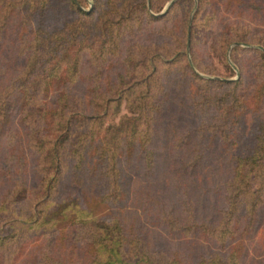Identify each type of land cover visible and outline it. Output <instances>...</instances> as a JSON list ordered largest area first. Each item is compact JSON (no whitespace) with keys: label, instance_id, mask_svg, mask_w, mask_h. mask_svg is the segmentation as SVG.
<instances>
[{"label":"trees","instance_id":"trees-1","mask_svg":"<svg viewBox=\"0 0 264 264\" xmlns=\"http://www.w3.org/2000/svg\"><path fill=\"white\" fill-rule=\"evenodd\" d=\"M88 5L0 0V55L8 38L21 58L0 62V264H252L246 240L264 207L261 97L231 168L218 179L199 174L214 145L200 116L213 103L240 113L241 77L191 68L186 13L179 33L165 27L171 6L155 14L146 0ZM161 6L150 0L153 11ZM194 175L196 189L187 185ZM65 180L79 195L57 196ZM98 205L106 213L95 215ZM140 208L165 233L152 247ZM172 237L183 249L167 247Z\"/></svg>","mask_w":264,"mask_h":264},{"label":"rangeland","instance_id":"rangeland-1","mask_svg":"<svg viewBox=\"0 0 264 264\" xmlns=\"http://www.w3.org/2000/svg\"><path fill=\"white\" fill-rule=\"evenodd\" d=\"M87 1L89 5L86 8H89L92 5V0ZM146 1L150 11L155 14H162L170 6L173 7L171 17L166 20L165 27H170L172 24V29H178L179 33L183 25V19L185 21V18H183L185 13L190 16L187 22L189 43L186 48V54L191 68L196 73L213 79L229 80L238 79L239 77L242 79L237 85L238 92L242 94V105L238 109L240 113L233 112L228 115L226 111L228 107L213 103L211 106H214V110L207 113L202 112L200 116L201 122L210 123L207 128L209 135H214V145L213 148H210L208 154L209 161L204 163L198 172L201 175L214 174L215 179L223 177L222 175L226 174V169L231 168L228 157L230 158L232 153L229 152L236 148L238 142L242 144V141L246 138L247 124H249L248 121L250 119L249 111L252 107H255V100L258 96L261 97L260 112L261 117L264 119V56L261 53L264 49V0H154L155 5L159 6L162 3V6L157 11L151 9L150 0ZM5 40V49L1 52L0 62L7 61L12 67L19 63L21 58L16 54L13 42L10 43L8 38ZM93 45L96 49L97 43H93ZM132 48L135 51H141V46L139 45H134ZM167 49H170L169 46ZM88 55L89 53H86V56ZM105 55L107 57L110 56L109 53H105ZM89 62V60L84 61L82 66L83 73L92 70V67L88 65ZM111 71H113L111 68H103L104 73H113ZM260 82L262 85H260ZM258 86H262L259 93ZM216 90L218 96H221L226 88L218 86ZM126 111V107L122 105L119 115ZM224 123L231 124L225 125ZM17 125L22 128V125L18 123ZM234 141L237 143H234ZM195 178V175L192 177L188 176L187 185L192 189L198 188L196 183L200 182H197ZM64 183L63 186L62 184L59 185L57 196L66 193L79 195L74 186H71L66 180ZM213 183L216 189L217 182L214 180ZM134 184L135 181L133 182ZM166 188L169 201L175 200L174 187L169 185ZM27 193L28 188L24 190V194L14 203L16 210L25 205L23 200ZM216 203L221 205L220 201H216ZM107 207L95 206V215L106 213ZM131 208L134 209L133 207ZM141 211L140 208L138 210L139 214L141 213L140 222L143 227L147 226L149 229V245H155V242L165 236V233L159 226L155 223L153 224L152 220H149L148 217L151 214L148 213L146 218L145 212L142 213ZM137 214L136 211L131 213V215ZM38 230L40 229L38 228ZM44 230L45 235L48 237H51L53 232L55 233V227H45ZM190 230L191 228L187 229V232ZM247 239L248 256H250L249 258L253 255L255 256L252 264H264V262H256V259L264 260V256L263 258L261 256L256 257V254H260V252L264 253V246L261 245L264 240V207L260 209L256 223L253 225ZM166 245L170 249L177 247L183 249V246L180 247L178 237L170 238ZM183 245H186V243H183ZM245 259V263L249 264L246 257ZM145 264L150 263L146 260Z\"/></svg>","mask_w":264,"mask_h":264},{"label":"water","instance_id":"water-1","mask_svg":"<svg viewBox=\"0 0 264 264\" xmlns=\"http://www.w3.org/2000/svg\"><path fill=\"white\" fill-rule=\"evenodd\" d=\"M167 6V5H166Z\"/></svg>","mask_w":264,"mask_h":264}]
</instances>
